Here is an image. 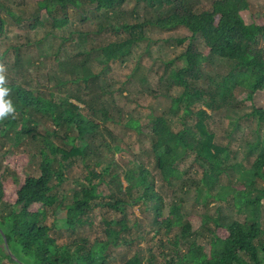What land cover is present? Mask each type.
Instances as JSON below:
<instances>
[{
	"label": "trees",
	"instance_id": "trees-1",
	"mask_svg": "<svg viewBox=\"0 0 264 264\" xmlns=\"http://www.w3.org/2000/svg\"><path fill=\"white\" fill-rule=\"evenodd\" d=\"M127 1L133 2L135 8L155 11V18L139 22L135 9L130 11L133 22L126 21L123 13L118 17V8ZM198 2L199 0H41L38 8L46 12L48 19L57 28H63L69 22L70 8L82 11L88 7L101 13L105 24H100L99 29L91 35L79 33V37L85 38L78 40L77 48L84 46L82 44L88 46L89 37L92 36L90 48L98 51V62L104 70L109 69L111 63L127 58L138 44L148 41L144 35L147 28H155L161 32L184 29L192 39L198 37L202 40L204 53L198 52L189 42L176 59L181 65L173 66L166 77L167 88L182 89L177 97H171L170 112L176 114L183 106V116L186 119L193 118L194 123L189 126L182 123L181 129L174 131L164 116L152 118L151 152L162 182L171 184L174 180L184 192L189 191L193 185L195 202L202 207L208 205L210 199L214 202H228L227 198L232 196L234 207L244 215L243 221L225 222L217 208L214 217L202 212L199 229L194 230L190 217L183 212L181 201L174 202L165 217L163 198L155 191L154 181L149 178V172L142 164L125 168L126 187L119 185V196L108 188L111 194L108 193L105 198L112 200L97 203L104 195L99 190L100 186L107 184L106 186L111 187L112 181L106 182L105 177L111 173L115 160L101 175L92 173V178H87L88 186L74 190L71 202L66 204L65 196L58 192L66 170L77 158L85 163L92 159L88 163L89 167L100 166L103 154L97 152L96 140L108 145L103 140L100 124L91 119L96 110L82 97L79 90H67V95L60 97V102L57 103L53 98L44 97L42 93H35L10 80V83H6L9 92L5 99L10 101L15 111L0 119L2 135L8 136L13 130V142L6 153H25L26 147L22 145L25 144L26 137H29L35 148L30 156L38 159L39 172L36 177L28 174L22 182H19L18 175H11L7 179L0 177V263L7 259L12 264H20L18 261L23 259L24 264H111L107 252L112 246H116L119 232L110 228L105 233L106 239L97 238L89 246L82 242L72 249L67 245L57 244L56 239L50 235L52 228L46 225V219L49 213L56 215L66 210V216L59 220H62L64 228L74 232L78 226L87 223L84 217L97 206L119 209L122 205L139 203L146 211L153 212L152 224L157 232L163 231L165 235L172 233V238L166 244L168 254L161 264H264V231L261 228L264 136L261 137L257 131L264 125V109L253 108L244 117H252L255 126V139L247 143L246 156L248 158L255 155V159L247 168L229 164L231 151L228 146L214 142L211 127L212 113L232 105L234 90H247L248 99L257 91L264 90V14L260 24L251 22L247 25L243 20V16L250 13L247 0H212L207 9L197 7ZM8 15L14 21H23L10 11ZM3 23L0 17V30ZM35 23L42 24L40 17H36ZM103 32H110L114 40L96 46L95 43ZM183 42L181 40L179 46ZM89 55L90 51L77 54L82 58L74 65L73 74L76 77L70 83L96 85L101 79L87 65L86 57ZM208 58L225 61L229 70L219 81L207 79L206 89H200L197 82L202 78L201 67L208 62ZM7 66L12 68L13 64ZM168 66L170 64L165 65L166 68ZM65 87L66 84H62V88ZM87 89L88 86H85V95ZM81 105L87 108L91 117L83 113ZM242 119L233 122V132L237 131L238 121ZM45 122H51V125L38 131L37 127ZM128 127L138 130L139 123L130 120ZM108 149L116 152L109 145ZM189 155H193L192 163L201 168L196 180L194 177L185 179L187 170L178 168L179 163ZM229 169L236 173V181L242 186L240 190L233 185L226 187L219 184L222 175L227 176ZM93 178H98V182ZM121 189L124 198L120 197ZM130 193H135L136 196L132 197ZM9 195L13 196L12 200L7 198ZM35 206L36 209L33 208ZM117 224L125 228L123 220ZM53 228H56V224ZM147 263L152 264V260L149 259ZM117 264L145 263L134 255Z\"/></svg>",
	"mask_w": 264,
	"mask_h": 264
},
{
	"label": "rangeland",
	"instance_id": "rangeland-1",
	"mask_svg": "<svg viewBox=\"0 0 264 264\" xmlns=\"http://www.w3.org/2000/svg\"><path fill=\"white\" fill-rule=\"evenodd\" d=\"M40 1L0 0V17L4 22L0 30V66L4 68L5 82L10 83V80H14L20 86L33 90L35 93H42L44 97L53 98L57 103L60 102V97L67 95V90H79L82 97L95 108L94 118L90 116L84 105L80 106L81 110L100 124L103 140H106L108 145L116 151L110 152L107 144L96 140V150L103 154L100 166L89 167L88 163L92 159L86 163L81 158L75 159L72 166L66 170L64 181L58 189L59 195L65 196V203L71 202L74 190L88 186L87 178H92V173L101 175L103 170L115 160L111 173L105 177L106 182L112 181L111 187L106 186L107 184L100 186L99 190H102L104 195L97 203L112 200L105 198L108 193L111 194L108 188L119 196V185L126 187L125 168H133L142 164L149 172V178L154 181L155 191L163 198V215L165 217L169 207L174 202L181 201L183 212L187 214V217H190L194 230L199 229V217L202 212L214 217L217 208L220 209L218 213L225 222L243 221L244 215L234 207L232 196L227 198L228 202H214L210 199L209 204L202 207L195 202L193 185L189 191L184 192L179 188L180 184L174 180L171 181V184L162 182L151 152L150 120L152 118L164 116L174 131H179L182 123L188 126L194 123L193 118L186 119L183 116V106L176 114L170 112L171 97H177L182 89L167 88L166 77L173 66L181 65L180 62H176V59L184 52L189 42L196 47L198 52L204 53L202 40L198 37L192 39L184 29L161 32L155 28H147L144 30V35L148 41L138 44L127 58L111 63L109 69L104 70L98 62V51L96 48H90L92 36L89 37L88 46L82 44L86 47L77 48L78 40L85 38L79 37V33L91 35L97 31L100 24H105L103 15L96 13L94 8L86 7L82 11L70 8L69 22L63 28H57L52 20L48 19L46 12L39 10L38 3ZM211 1L199 0L197 7L207 9ZM247 1L250 13L243 16L245 24L248 25L251 22L260 24L264 14V0ZM134 9L139 22L155 18V11H147L141 7L135 8L131 1L123 3L118 8L117 15L119 17L123 13L126 21L133 22L130 11ZM8 11L22 18L23 21H14L8 17ZM87 16L88 19H86ZM36 17H40L42 24L35 23ZM101 35L95 43L96 46L114 40L110 32H103ZM181 40L184 42L179 46L178 43ZM87 51H90V55L86 57L88 58L87 65L96 75L101 76L97 86L90 83L87 85L70 83L76 77L73 74L74 65L79 62L77 60L82 58L77 54H84ZM208 59V62L201 67L202 78L197 82L200 89H206L207 79L219 81L229 70V65L225 61L217 58ZM12 64L13 67L8 68L7 65ZM166 64H170L171 67L166 68ZM62 84H66V87L62 88ZM85 86H88L86 95L83 93ZM92 91L93 93H90ZM247 97V90L240 88L234 90L232 105H224L225 108L214 111L211 125L214 142L221 146H228L231 151L229 164H239L244 168H247L255 159V155L246 157L247 143L253 142L255 139L254 120L252 117H244L253 108L264 109V90L254 93L251 99ZM71 102L76 103L74 100ZM194 106L197 107L196 104ZM208 112L210 113V111ZM241 118L243 119L238 121L237 131L233 132V122ZM130 120L139 123L138 130L128 127ZM48 125H51V122L39 125L37 130L40 131ZM1 127L0 123V129ZM257 131L263 137L264 125ZM10 132L8 136L0 133V177L7 179L11 175H18L19 182H22L28 174L34 177L38 176V159L30 156L31 152L34 153L35 148L29 137L26 139L23 137L25 144L22 146L26 147L25 153L16 151L6 153L13 142V130ZM59 145L62 147L61 144ZM192 160L193 155H189L179 163L178 168L187 170V175H184L185 179L194 177L196 180L201 173V168L193 164ZM93 179L95 182L99 180L98 178ZM219 184L226 187L233 185L238 190L242 188L236 181V173L232 169L228 170L227 176L222 175ZM129 195L136 196L135 193ZM120 197L124 198L122 189ZM7 198L12 200L13 196L9 195ZM64 216H66V210L56 215L49 213L45 222L52 228L50 235L56 239L59 245H67L74 249L76 244L85 242L89 246L95 243L97 238H105L106 231L112 228L119 232V240L116 246H112L107 252L111 264L122 263L134 255L139 256L145 264H148L149 259L152 260V264H161L164 262V256L168 254L166 244L168 239L172 238V233L165 235L162 233L163 231L157 232L152 224L153 212L146 211L144 206L139 203L122 205L119 209L97 206L84 217L87 223L78 226L74 232L63 227L62 220L59 219ZM121 220L124 221L125 228L117 224ZM54 224H56V228H53ZM261 228L264 231V198L262 199ZM222 234L220 233V235ZM262 240L264 241V236ZM18 262L24 264L23 259ZM0 264L12 263L4 259Z\"/></svg>",
	"mask_w": 264,
	"mask_h": 264
},
{
	"label": "clouds",
	"instance_id": "clouds-1",
	"mask_svg": "<svg viewBox=\"0 0 264 264\" xmlns=\"http://www.w3.org/2000/svg\"><path fill=\"white\" fill-rule=\"evenodd\" d=\"M3 72L4 68L3 66H0V119L9 114H13L15 111L10 101L5 99V97L8 95L9 88L6 86Z\"/></svg>",
	"mask_w": 264,
	"mask_h": 264
}]
</instances>
